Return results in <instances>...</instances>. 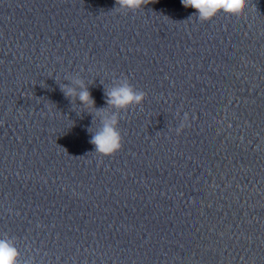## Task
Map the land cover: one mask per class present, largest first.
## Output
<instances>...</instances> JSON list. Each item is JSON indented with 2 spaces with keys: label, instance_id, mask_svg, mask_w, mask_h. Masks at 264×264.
Masks as SVG:
<instances>
[{
  "label": "clouds",
  "instance_id": "9594fccd",
  "mask_svg": "<svg viewBox=\"0 0 264 264\" xmlns=\"http://www.w3.org/2000/svg\"><path fill=\"white\" fill-rule=\"evenodd\" d=\"M115 3L117 7L114 10L135 12L149 4V0H115ZM181 3L185 8L195 9V16L202 22L213 19L220 12L239 17L248 6V0H181ZM69 79L70 83L60 85L64 96L74 101L78 100L82 108L92 109L93 111L89 113L93 116V125L99 121L95 131L93 126L88 129L91 133L90 143L95 149L93 153L101 157L113 156L122 148L123 138L119 130L121 112L142 105L146 93L136 89L126 77L113 79L111 85L104 89L106 107L97 108L85 80L79 76ZM188 126L189 116L185 113L179 127L175 129L176 134L179 135ZM0 264H34V260L21 257L15 239L5 234L0 238Z\"/></svg>",
  "mask_w": 264,
  "mask_h": 264
}]
</instances>
